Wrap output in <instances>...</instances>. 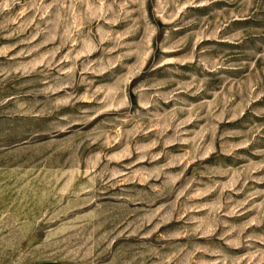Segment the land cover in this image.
<instances>
[{"label": "rangeland", "instance_id": "obj_1", "mask_svg": "<svg viewBox=\"0 0 264 264\" xmlns=\"http://www.w3.org/2000/svg\"><path fill=\"white\" fill-rule=\"evenodd\" d=\"M264 264V0H0V264Z\"/></svg>", "mask_w": 264, "mask_h": 264}, {"label": "crops", "instance_id": "obj_2", "mask_svg": "<svg viewBox=\"0 0 264 264\" xmlns=\"http://www.w3.org/2000/svg\"><path fill=\"white\" fill-rule=\"evenodd\" d=\"M31 264H68L65 262H61V261H38V262H34Z\"/></svg>", "mask_w": 264, "mask_h": 264}]
</instances>
